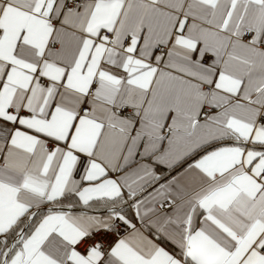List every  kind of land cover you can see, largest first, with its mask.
<instances>
[{
  "label": "snow or ice",
  "instance_id": "6c2138e0",
  "mask_svg": "<svg viewBox=\"0 0 264 264\" xmlns=\"http://www.w3.org/2000/svg\"><path fill=\"white\" fill-rule=\"evenodd\" d=\"M0 264H264V0H0Z\"/></svg>",
  "mask_w": 264,
  "mask_h": 264
}]
</instances>
